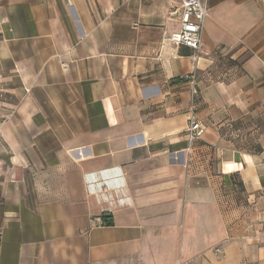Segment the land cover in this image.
Wrapping results in <instances>:
<instances>
[{"label":"crops","instance_id":"1","mask_svg":"<svg viewBox=\"0 0 264 264\" xmlns=\"http://www.w3.org/2000/svg\"><path fill=\"white\" fill-rule=\"evenodd\" d=\"M206 2L0 0V264H264V0Z\"/></svg>","mask_w":264,"mask_h":264},{"label":"built area","instance_id":"2","mask_svg":"<svg viewBox=\"0 0 264 264\" xmlns=\"http://www.w3.org/2000/svg\"><path fill=\"white\" fill-rule=\"evenodd\" d=\"M173 7L170 12L172 16H179L180 29L170 35L168 40L178 46L187 47L198 51L202 43V34L206 20L209 16V9L206 0H172ZM194 83V77H191ZM193 102L191 114L196 110L198 91L193 90ZM206 126L199 121L192 120L186 132L187 151L190 156L194 148L201 142Z\"/></svg>","mask_w":264,"mask_h":264},{"label":"trees","instance_id":"3","mask_svg":"<svg viewBox=\"0 0 264 264\" xmlns=\"http://www.w3.org/2000/svg\"><path fill=\"white\" fill-rule=\"evenodd\" d=\"M198 144H199V143H198ZM198 144H197V145H198ZM197 145H196V146H197ZM106 224L111 225L112 222H111V221H107Z\"/></svg>","mask_w":264,"mask_h":264}]
</instances>
